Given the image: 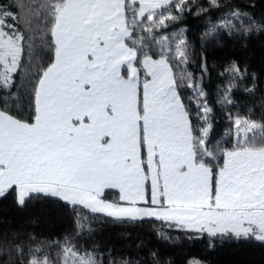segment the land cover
Wrapping results in <instances>:
<instances>
[{
    "label": "snow or ice",
    "instance_id": "6c2138e0",
    "mask_svg": "<svg viewBox=\"0 0 264 264\" xmlns=\"http://www.w3.org/2000/svg\"><path fill=\"white\" fill-rule=\"evenodd\" d=\"M0 264H264V0H0Z\"/></svg>",
    "mask_w": 264,
    "mask_h": 264
},
{
    "label": "trees",
    "instance_id": "16d2710c",
    "mask_svg": "<svg viewBox=\"0 0 264 264\" xmlns=\"http://www.w3.org/2000/svg\"><path fill=\"white\" fill-rule=\"evenodd\" d=\"M114 195V193H113ZM64 225L61 223H56L54 225H42L41 226V230L42 231H49V230H53L56 232H59L63 229ZM124 231H131L133 233L137 232V231H141L139 226H124V225H114V224H105L104 225V232L102 233V235H111L113 239L117 238V234L124 232ZM153 236V239L155 240V233H150ZM199 246H197L198 248ZM196 249H194L195 251Z\"/></svg>",
    "mask_w": 264,
    "mask_h": 264
}]
</instances>
